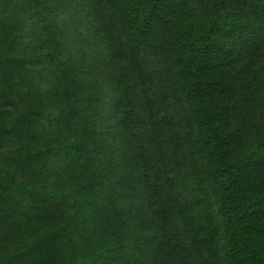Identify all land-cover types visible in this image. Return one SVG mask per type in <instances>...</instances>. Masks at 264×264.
Wrapping results in <instances>:
<instances>
[{"label": "clouds", "instance_id": "obj_1", "mask_svg": "<svg viewBox=\"0 0 264 264\" xmlns=\"http://www.w3.org/2000/svg\"><path fill=\"white\" fill-rule=\"evenodd\" d=\"M0 264H264V0H0Z\"/></svg>", "mask_w": 264, "mask_h": 264}]
</instances>
